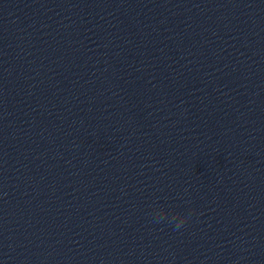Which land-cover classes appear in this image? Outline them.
Masks as SVG:
<instances>
[{"label":"water","instance_id":"obj_1","mask_svg":"<svg viewBox=\"0 0 264 264\" xmlns=\"http://www.w3.org/2000/svg\"><path fill=\"white\" fill-rule=\"evenodd\" d=\"M0 264H264V0H0Z\"/></svg>","mask_w":264,"mask_h":264},{"label":"clouds","instance_id":"obj_2","mask_svg":"<svg viewBox=\"0 0 264 264\" xmlns=\"http://www.w3.org/2000/svg\"><path fill=\"white\" fill-rule=\"evenodd\" d=\"M189 218H190L189 216H183L182 219H179L176 223V228L179 229L180 227H182ZM173 220H177V219L173 218Z\"/></svg>","mask_w":264,"mask_h":264}]
</instances>
